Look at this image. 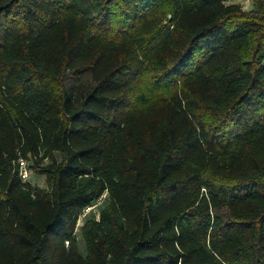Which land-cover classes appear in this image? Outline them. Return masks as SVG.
I'll use <instances>...</instances> for the list:
<instances>
[{"label": "trees", "instance_id": "16d2710c", "mask_svg": "<svg viewBox=\"0 0 264 264\" xmlns=\"http://www.w3.org/2000/svg\"><path fill=\"white\" fill-rule=\"evenodd\" d=\"M224 1L0 0V264H264V0Z\"/></svg>", "mask_w": 264, "mask_h": 264}, {"label": "rangeland", "instance_id": "374dc122", "mask_svg": "<svg viewBox=\"0 0 264 264\" xmlns=\"http://www.w3.org/2000/svg\"><path fill=\"white\" fill-rule=\"evenodd\" d=\"M232 1H234V0H232ZM225 2L229 3V2H231V0H225ZM238 2L241 3L240 5L242 6L243 9H245V10L249 9V6H248L249 3L247 4L246 0H240ZM64 84H65L68 92L73 93V92H75L77 86L81 87L84 90H88L91 87L92 82H91L89 77H83L82 79H77V78L65 76L64 77ZM45 162H47V161H45ZM28 166H30V163H28ZM29 170H30L29 171V179L31 181V184L37 185L40 187H44L45 186L44 177L39 175L38 173H36L34 170H31V169H29ZM106 204H107V202L103 200L101 203V206L95 208L94 210L89 211L88 213H86V215L84 217L82 216V217L78 218V223H77L78 226L75 230V234H76L75 238H77V241H78V245L80 248L79 252H81L82 254H84V242L80 238L81 237L80 226L84 222L85 219H90V218H96L97 219L99 210L102 208V206H104ZM222 214L225 216V212H223Z\"/></svg>", "mask_w": 264, "mask_h": 264}, {"label": "built area", "instance_id": "2783aa9c", "mask_svg": "<svg viewBox=\"0 0 264 264\" xmlns=\"http://www.w3.org/2000/svg\"><path fill=\"white\" fill-rule=\"evenodd\" d=\"M19 175H20V177L24 183L28 181V179H29L28 163L23 159L19 160ZM104 198H105V195L100 196V198L96 201V203L87 207V209L83 210L81 215H79V218L82 216L84 217L86 215V213H88L89 211L94 210L95 208L101 206V203H102ZM77 223H78V220H77ZM77 226H78V224H77Z\"/></svg>", "mask_w": 264, "mask_h": 264}, {"label": "crops", "instance_id": "0c3cea01", "mask_svg": "<svg viewBox=\"0 0 264 264\" xmlns=\"http://www.w3.org/2000/svg\"><path fill=\"white\" fill-rule=\"evenodd\" d=\"M238 1H240V0H234V1L231 0V2H229V3H227V4H231V3H233V4H239V5H240L241 3L238 2ZM246 1H247V4L249 3L248 6H249V9H250V8H251V6H250V5H251V2H250V0H246ZM224 2H225V1H224ZM240 6H241V5H240ZM241 7H242V6H241Z\"/></svg>", "mask_w": 264, "mask_h": 264}]
</instances>
